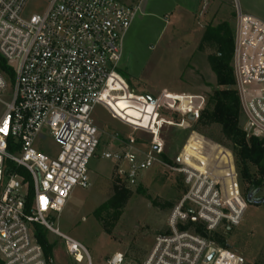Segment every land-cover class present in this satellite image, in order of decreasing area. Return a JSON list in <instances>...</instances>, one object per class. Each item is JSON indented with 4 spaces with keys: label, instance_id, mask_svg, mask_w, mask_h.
I'll return each mask as SVG.
<instances>
[{
    "label": "built area",
    "instance_id": "2783aa9c",
    "mask_svg": "<svg viewBox=\"0 0 264 264\" xmlns=\"http://www.w3.org/2000/svg\"><path fill=\"white\" fill-rule=\"evenodd\" d=\"M31 1L0 0V56L13 72L0 71V262L52 264L34 234L33 226L39 224L65 241L68 255L81 259L84 252L92 264L86 247L47 217L63 210L74 187L91 185L88 166L100 144L93 114L97 105L104 106L113 75L125 82L117 69L138 6L135 0H41L45 7L31 12ZM235 10L232 65L243 130L247 137L263 139L264 20L243 12L237 0ZM11 77L10 99L5 100ZM172 95L174 104L164 101L157 107V119L163 106L200 118L204 108L191 95ZM44 129L56 151L43 143ZM163 152L160 141L145 151L131 138L103 157L118 166L121 180L134 182L160 162ZM196 161L201 168L185 159L174 168L184 175L186 193L169 216L173 233L156 237L138 264H246L242 255L213 239L176 229L178 222L200 224L206 233L223 224L236 226L248 205L233 156V173L214 157ZM106 264L135 263L116 252Z\"/></svg>",
    "mask_w": 264,
    "mask_h": 264
},
{
    "label": "rangeland",
    "instance_id": "374dc122",
    "mask_svg": "<svg viewBox=\"0 0 264 264\" xmlns=\"http://www.w3.org/2000/svg\"><path fill=\"white\" fill-rule=\"evenodd\" d=\"M237 1L243 12L264 20V0ZM235 3L236 0H209V5L197 16L186 23L172 24L159 42L142 48L143 57L139 62H134L130 54L123 56L117 71H126L131 76L132 88L121 75L125 82L113 75L111 89L103 99L105 107L97 105L95 108L93 122L100 134V144L88 166L91 185L74 187L63 210L47 217L55 228L86 247L92 264H106L107 258L116 252L126 253L138 264L146 257L156 237L173 233L169 216L186 193L184 175L174 168L184 159L191 164V156L200 161H210L214 157L219 165L226 164L233 173V156L241 195L246 199V194L253 191V188L247 190L248 183L241 175L230 146L222 138L219 125L200 126L197 120L188 116L177 122L172 110L164 106L157 119V107L164 101L174 104V99L168 97L170 94L191 95L194 102L206 107L217 87L210 62L211 56L217 54V48L205 39L206 29L226 22L234 35ZM44 7L45 2L32 0L28 11ZM157 28V25L149 24L145 38L150 39ZM12 84L13 77L9 79L5 100L10 99L8 92ZM147 95L161 96L153 105L143 98ZM3 110L0 104V114ZM241 126L244 127L243 115ZM43 134V143L56 151L57 146L48 130L44 129ZM131 138L136 147L145 151H150L156 140L162 142L163 154L170 162L160 155V162L134 182L122 180L132 192L123 210L97 211L113 193L112 184L118 168L112 160L104 158L103 153L122 149L123 143ZM192 166L199 167L197 164ZM250 168L257 172L253 165ZM22 173L30 182L28 174ZM262 192L264 194V188ZM257 195L261 196V192ZM176 229L201 234L196 225L189 222H178ZM44 231L53 245L52 264H88L84 252H81V259L71 257L60 236L48 229ZM201 235L242 255L246 264H264V204L248 203L238 225L223 224L215 231Z\"/></svg>",
    "mask_w": 264,
    "mask_h": 264
},
{
    "label": "trees",
    "instance_id": "16d2710c",
    "mask_svg": "<svg viewBox=\"0 0 264 264\" xmlns=\"http://www.w3.org/2000/svg\"><path fill=\"white\" fill-rule=\"evenodd\" d=\"M205 39L214 43L217 48V54L210 58L213 71L217 78V87L210 96L200 118L197 120V124L200 126L217 124L221 127L222 138L226 141L227 146H230L236 157L237 165L241 169V175L248 183L247 190L250 188H253V191L259 188L261 189L264 181V140L256 136L247 137L241 126L242 112L239 97L235 89L232 65L234 50L233 31L228 27L226 22H222L217 26H208ZM0 71L6 72L11 76L13 75L11 67L7 65L1 56ZM118 73L131 86V76L123 70H119ZM170 112L176 116L177 122L184 118L178 112ZM220 141L222 142V139ZM161 155L165 161L170 162L163 153ZM251 165L257 168V172L254 173L251 171ZM114 177L112 184L113 193L108 201L102 204L97 211L104 209L121 211L131 198V190L125 186L117 174ZM31 196L32 191H30L29 197ZM192 225H196L199 233L206 235V232L200 224L192 223ZM33 227L37 240L42 245L46 257L52 263L53 245L48 242L46 231H44L47 228L39 224H34ZM0 264L2 263L0 262Z\"/></svg>",
    "mask_w": 264,
    "mask_h": 264
},
{
    "label": "crops",
    "instance_id": "0c3cea01",
    "mask_svg": "<svg viewBox=\"0 0 264 264\" xmlns=\"http://www.w3.org/2000/svg\"><path fill=\"white\" fill-rule=\"evenodd\" d=\"M134 2L138 10L130 29L123 38V56L130 54L134 62H139L143 57L141 56L142 48L159 42L172 24L186 23L209 5V0H135ZM149 24H155L158 28L152 37L147 39L145 38L146 28ZM170 95L168 97L174 99V96ZM184 102L188 100L185 99ZM263 186L260 189L261 196H264Z\"/></svg>",
    "mask_w": 264,
    "mask_h": 264
},
{
    "label": "water",
    "instance_id": "95a60500",
    "mask_svg": "<svg viewBox=\"0 0 264 264\" xmlns=\"http://www.w3.org/2000/svg\"><path fill=\"white\" fill-rule=\"evenodd\" d=\"M147 98L148 100L151 102V103H155V98L151 95H147ZM260 192V188L259 189H256L254 191H250L246 194V201L249 203V204H257V205H261V204H264V196H257V194H259ZM213 255L214 254H211L209 256V260H211L213 258Z\"/></svg>",
    "mask_w": 264,
    "mask_h": 264
},
{
    "label": "bare ground",
    "instance_id": "6f19581e",
    "mask_svg": "<svg viewBox=\"0 0 264 264\" xmlns=\"http://www.w3.org/2000/svg\"><path fill=\"white\" fill-rule=\"evenodd\" d=\"M104 97H105V95H104ZM191 157H192V158L194 157V158H196V160L200 161V159L197 158V157H195V156H191ZM192 158H190L191 164H192V165H194V164H197V165H198L197 161H194ZM201 161H202V160H201ZM197 168H201V166H199V167H197Z\"/></svg>",
    "mask_w": 264,
    "mask_h": 264
},
{
    "label": "flooded vegetation",
    "instance_id": "af4514ba",
    "mask_svg": "<svg viewBox=\"0 0 264 264\" xmlns=\"http://www.w3.org/2000/svg\"><path fill=\"white\" fill-rule=\"evenodd\" d=\"M258 196V195H257Z\"/></svg>",
    "mask_w": 264,
    "mask_h": 264
}]
</instances>
